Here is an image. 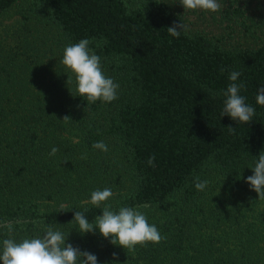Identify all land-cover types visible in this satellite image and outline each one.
<instances>
[{
    "label": "trees",
    "instance_id": "trees-1",
    "mask_svg": "<svg viewBox=\"0 0 264 264\" xmlns=\"http://www.w3.org/2000/svg\"><path fill=\"white\" fill-rule=\"evenodd\" d=\"M179 2L0 0V224L13 225L0 227V251L52 226L98 264H264V200L246 182L264 151V0H218L216 13ZM181 21L188 34L171 36ZM81 39L117 100L79 96L61 61ZM231 71L255 108L248 125L221 115ZM105 188L113 210L137 209L166 239L128 251L81 234L75 211L94 223L91 193Z\"/></svg>",
    "mask_w": 264,
    "mask_h": 264
},
{
    "label": "clouds",
    "instance_id": "clouds-1",
    "mask_svg": "<svg viewBox=\"0 0 264 264\" xmlns=\"http://www.w3.org/2000/svg\"><path fill=\"white\" fill-rule=\"evenodd\" d=\"M179 3L185 10L213 13L221 10L218 0H180ZM167 31L171 36L179 38L182 32L187 35L189 28L182 21L173 22L172 26L167 27ZM91 43L89 39H81L78 43L67 46L61 62L66 69L75 74L77 92L80 97H86L87 104H94L97 101L111 103L119 98V84L114 82L113 78L105 76L101 57L90 47ZM224 71L225 69L221 68V72ZM241 75L242 73L238 71L230 72L231 83L224 92L226 98L221 115L248 125L254 119L255 108L248 105L246 98L240 94L242 89L246 91L245 83L238 82ZM70 83L71 78L68 76L67 84ZM256 103L264 106V86L258 89ZM69 119H71L69 116L63 118L64 121ZM228 128L230 132L235 131L231 126ZM93 148L102 152L108 151V146L103 141L95 142ZM58 151L57 147H53L49 156H55ZM155 159V155L148 158L147 163L150 167L155 168ZM251 169L254 174L248 176L246 182L258 193L259 200H264V151H261L255 166ZM194 183L198 191H204L209 181H202L196 176ZM112 196L110 188L91 193L89 203L102 209V214L95 217L94 223L89 222L83 212L75 211L73 221L77 222L81 234H95L98 229L113 245L121 246L128 251H135L137 246L147 247L149 243L159 244L166 239L154 224L148 223L146 215L137 209L121 207L118 211L113 210L109 203ZM61 208H64V205H61ZM0 227L6 228L11 236L13 232L11 222L0 224ZM113 257L115 259L117 254L113 253ZM0 261H3V264H98L95 254L67 243L65 235L59 230H54L52 226H45L42 236L24 238L21 242L14 238L4 239Z\"/></svg>",
    "mask_w": 264,
    "mask_h": 264
},
{
    "label": "rangeland",
    "instance_id": "rangeland-1",
    "mask_svg": "<svg viewBox=\"0 0 264 264\" xmlns=\"http://www.w3.org/2000/svg\"><path fill=\"white\" fill-rule=\"evenodd\" d=\"M255 2L257 3V0H255ZM2 22H3V24H7V23L11 22V19L8 18V17H5V18L2 19Z\"/></svg>",
    "mask_w": 264,
    "mask_h": 264
}]
</instances>
